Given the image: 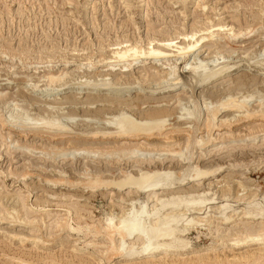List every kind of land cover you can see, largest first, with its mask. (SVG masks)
Returning a JSON list of instances; mask_svg holds the SVG:
<instances>
[{"label": "rangeland", "instance_id": "1", "mask_svg": "<svg viewBox=\"0 0 264 264\" xmlns=\"http://www.w3.org/2000/svg\"><path fill=\"white\" fill-rule=\"evenodd\" d=\"M196 40L184 57L178 53ZM128 45L170 52L139 55L121 72L130 60L117 62L113 52ZM200 61L210 70L230 68L200 84L191 72ZM170 66L181 87L162 92ZM104 77L111 92L85 89ZM228 98L264 112V0H0V264H264V120L234 121L232 111L221 110L213 121L219 126L207 128L206 106ZM190 110L195 120L178 117ZM120 111L136 120L167 116L173 140L121 145L78 137ZM26 121L59 122L78 133L28 128ZM198 139L212 145L196 149ZM139 146L149 159L129 158ZM181 148L192 154L186 163L162 151ZM195 168L219 170L150 198L89 187L142 170H170L177 181ZM56 178L71 183L47 181ZM174 194L202 200L199 212L183 210L182 224L198 220L179 238L187 247L137 257L135 238L122 248L119 218L149 212ZM245 236L252 237L246 245L236 241Z\"/></svg>", "mask_w": 264, "mask_h": 264}, {"label": "bare ground", "instance_id": "2", "mask_svg": "<svg viewBox=\"0 0 264 264\" xmlns=\"http://www.w3.org/2000/svg\"><path fill=\"white\" fill-rule=\"evenodd\" d=\"M197 43H198V40L194 42H188L187 44L179 47L177 51L182 57H184L185 54L189 53L192 49L195 48ZM169 52L168 51L166 52V51H163L162 49L154 48V47H150L147 50L146 49L142 50L138 48L137 45H128V46H125L124 49H122L121 47L119 50L114 51L112 58L117 62L130 60V64L128 63V65H125L126 67L121 66L122 68H120L121 72H125V71L130 70L129 65L136 64L135 62L137 58H139V55L144 54V56L147 55V57L156 58L162 54L165 55V53H169ZM205 65L206 63H204V61L203 62L200 61L198 65L196 64V66H194L191 69V72L194 75V77L196 78V76H198V80L200 84L206 83L208 81H212L214 79L221 77L222 74L230 68V66L222 65L220 67H215L214 69L212 68V70H210V68L208 69ZM174 67L175 66H170L169 71L167 72L168 75L167 73L165 74L169 76L168 78H170L171 72L174 69ZM113 68L114 67L109 66L107 70H112ZM76 69H79V68H76ZM105 77L103 81L101 82L96 81L97 83L96 82L92 83L93 81L92 82L88 81V82L83 83L84 85H86L85 89L90 90L91 92H99V91L111 92L112 88L108 87L111 84V81H109ZM170 79L171 80H169L168 85H166L163 88L164 90L162 92L174 91L177 88L181 87L180 79L178 76L172 77ZM83 84L80 83L78 86H82ZM101 85H105V87L103 86L100 87ZM81 88H78V90ZM148 93H155V92L150 91ZM247 104H248V100L239 101V100H235L232 98L231 99L228 98L224 101L222 100L219 103V105L215 107V109L209 108V106H206L207 115H208L207 125H206L207 128L213 127L217 124V123H214L213 121L216 117V114L221 110L222 111H232L233 113H235V114L232 113V117L235 119L234 121H238L240 119L251 120V121L254 119V120L263 121L264 112L255 114L256 112L247 109V106H248ZM236 113L237 114L242 113V115L237 116ZM181 116H184L185 118L182 117V119L183 118L184 120L187 119L189 122V121L195 120L198 116V113L192 112L190 110L187 112L185 111V113L183 112L182 114H179L178 117L181 118ZM167 120H168L167 116H159V117L157 116V117L146 118L144 120H136L131 115L124 113V111H120L117 114V119H114L112 122L108 123V125L102 126V127L93 126V128H89V129L86 128L84 132L82 133L80 132V135L78 137L88 138L92 140L113 138V139L120 140L121 145L126 144L125 140H131V141L140 140L141 141V139L152 140L156 138L161 139L164 142H169L173 140L172 132H174L175 129L172 126L171 127L167 126L169 125L168 122H166ZM223 122H228V125L231 124L230 119H227V118H225ZM22 124L23 126L25 127L27 126L28 128L29 126L32 125L36 128L41 127L43 129L47 128L49 130H55L61 134L62 133L63 134L78 133V132H73V129L70 126L59 123V122L44 121L38 124H35V122L31 124V123H27L26 121ZM216 126L218 127L219 125H216ZM186 127H190V126H186ZM210 141L211 140L209 139L208 141H203L201 139H198L197 145L195 148L196 149L204 148L209 145H212V143L207 144ZM150 144L151 143H149L148 145ZM75 150L76 151H74V153L79 151V148H76ZM143 150H144L143 146H139L135 149L130 150L128 152L129 158L138 157V158H143V159H149L147 157L148 154L142 157L144 154L140 152ZM162 151H167L168 154L166 155L175 157L178 161H182V163H186L188 162L187 160H190L192 158V154L191 153L187 154L185 151H183L182 148L179 150L164 149ZM92 152L94 151H91V152L85 151V153L87 154H91ZM112 153L113 152H107V154L109 155ZM218 170H219L218 168H215L213 170L195 168L193 170L194 171L193 174H190L187 178H183L177 181L172 177L174 172L173 171L171 172L170 170H163V171L162 170H154V171H143L142 170L140 172L138 171V174L136 175L134 174L132 175L130 172L129 173L125 172V174L121 178H118L117 180L108 179V180H104L103 182L94 181L93 185H90L89 187L95 188L96 186L103 184L105 187H109V188L111 187V188L118 189V190H124L128 188V189L136 190L137 192H142L143 194L147 196V198H150V197L155 196L156 195L155 192L159 190H164V192H166V191H169L170 189H173V188H176L182 185H186L190 182L198 183L202 179L215 175V173ZM47 181L48 183H50L51 186H58V185H64L66 183H71L70 180H66L64 178H59V179L56 178V179H51ZM158 201L159 202H157V205L153 207L151 210H149V212L143 209L137 210V211L132 210L128 212L127 215H125V217L119 218V222L116 225L121 235V239L123 240V242L121 243L122 248H124V244H125L124 240H134L135 238L141 239L140 249L134 252V254L137 257L145 256V255L151 256V255H154L160 252L176 251V250H182L186 248L188 244L186 242H183L182 238H181L182 241L179 240V238L180 236L188 234L189 229H190L189 227L194 226L198 222L196 218L192 217L190 219L187 218L188 220H186L185 223L183 222L182 224L181 218L185 215L184 214L185 212L183 213V210H190L191 208H193V210L197 209L199 212L200 208L197 205L202 203V200L195 199V198H186V197H182L180 195L174 194L168 198L159 199ZM248 214L253 215V213H248ZM183 218H186V217H183ZM225 219L228 220L230 219V217L225 216ZM248 240H252V237L245 236L243 240H236V241L242 243V245L244 244L246 245L245 242H247Z\"/></svg>", "mask_w": 264, "mask_h": 264}]
</instances>
